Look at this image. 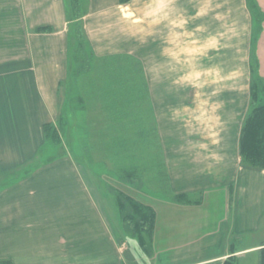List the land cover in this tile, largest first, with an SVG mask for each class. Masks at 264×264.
Returning <instances> with one entry per match:
<instances>
[{
	"label": "crops",
	"instance_id": "crops-1",
	"mask_svg": "<svg viewBox=\"0 0 264 264\" xmlns=\"http://www.w3.org/2000/svg\"><path fill=\"white\" fill-rule=\"evenodd\" d=\"M101 1L96 0L97 4ZM107 1L110 3L106 7L101 5L85 13L80 11L81 28L89 23H95L100 32L115 27L119 43L126 42V26L128 31L131 27L136 29L141 26L144 41H150L145 48L146 55L149 59L158 57L161 68L166 66L168 50L182 47L179 41L169 47V35L191 34L193 49L201 50L202 57L209 55L210 60L218 57L210 53L212 51H222V56L229 59L230 55L226 52L238 49L237 46L244 53L240 63L243 74L234 77L216 75L215 78L216 83H222L217 87L226 84V89H222L224 92L219 93L230 100V95L233 96L231 85L235 90L233 83L239 82V97L244 100L243 111L231 106H208V119L199 117L194 122L191 139L184 142L176 133L175 141L170 143L164 135L161 136L164 157L169 156L166 161L167 197L153 198L133 191L137 193L135 197L138 201L156 213L151 256H146L137 242L143 253V256L137 254L141 264H221L228 257L236 260L239 255L256 251L259 259V251L264 248V235L261 233V238L254 241L250 235L264 229V169L243 164L239 153V135L250 92L249 52L254 33L248 0ZM255 1L264 9V0ZM70 15L64 0H0L2 35L8 33V41L15 37V44L4 46L11 53L7 55L10 56L9 62L6 65L1 63V67H5L0 69V76L11 77V83L7 80L14 85L11 95L17 100L21 98L17 106L21 111L16 113L21 115L16 117L14 130H21L19 139L22 140V149L11 157L13 161L11 158L9 161L31 162L44 142L43 125L57 119L59 88L65 82L69 67ZM258 44L260 71L264 76V34H261ZM162 79L167 82L166 75ZM15 91L18 93L15 94ZM194 96L199 97L200 92H195ZM200 109L206 114L204 106L198 105L197 110ZM215 113L217 117H213ZM24 191L16 206L18 216L27 212V218L11 222L0 219V227L6 228L1 237L14 242L15 256L30 261L19 264H43L39 262L42 258H49L48 264H53L57 259H69L71 256L77 259L93 253H99L101 264H104V259L109 264H119L115 261L122 259L120 254L127 248L126 235L130 234L123 232L118 216L110 220L104 217L93 221L74 220L70 226L79 229L74 234L64 231L63 239L54 228L66 227L62 223H67V220H52L45 225L48 231L41 240L40 203L51 202V199L45 201L41 196L53 194L54 188L33 186ZM81 191L86 202L84 205H87L88 190L84 188ZM15 208L11 205L7 210ZM10 223H14L15 234H12L13 231L10 234L7 229L13 226ZM75 235L76 239L84 241L74 245L78 241L71 237ZM234 236L238 240L242 236H250L255 243L235 249ZM105 238L110 240L114 251L103 249L102 240ZM64 240L65 243L71 242L63 247L66 253L55 249V244ZM43 242L48 244L46 250H50L49 242L54 245L51 252L47 251V255L40 257L37 253ZM8 262L16 264L11 260Z\"/></svg>",
	"mask_w": 264,
	"mask_h": 264
},
{
	"label": "rangeland",
	"instance_id": "rangeland-1",
	"mask_svg": "<svg viewBox=\"0 0 264 264\" xmlns=\"http://www.w3.org/2000/svg\"><path fill=\"white\" fill-rule=\"evenodd\" d=\"M77 1L82 13L101 5L106 7L110 3L107 0H102L100 4H97L96 0ZM251 1L253 7H257L256 1ZM64 2L69 15H72L73 0ZM249 11L254 21L249 52L250 72V65L253 66L260 57L258 42L261 34H264V12L258 8L261 19L257 23L250 7ZM109 22L111 24V21ZM95 27V23H89L80 28L84 37L82 54L85 51L93 57L83 63L76 60L78 55L73 51L77 46L73 36L74 28L69 25V67L65 82L61 83L59 88V114L52 122L57 130L58 140H43L31 162H12L14 158L11 157L22 149V140L19 139L21 130H14L17 126L16 117L21 115L16 114L21 111L17 108L21 98L17 100L11 95V91H14L13 83L9 84L11 77L0 76V219L11 222L27 218V212L18 216L16 206L25 189L33 186L54 188L53 194L41 196L45 201L51 199L52 202L40 203L38 217L41 223V240L48 231L45 225L52 220L65 219V222H70L62 223L68 227L54 228L56 234L63 239L66 234L64 231L74 234V231L79 229L70 226L74 220L93 221L101 217L110 220L117 216L120 218L121 212L117 206L119 191L136 200L137 193L133 191L153 198H166V161L169 156L164 157L165 153L160 145L161 136L164 135L171 143L175 141L178 133L179 139L186 142L191 139L194 122H197L199 117L208 119V106H231L240 111L244 108V100L241 101L239 97V82L233 83L235 90L231 85L233 96H230L233 100L219 93L224 92L222 89H226V84L217 87L222 83L215 82L216 75L234 77L239 73L243 74L240 63L244 53L237 45L235 46L238 49L226 52L230 59L224 58L222 51H212L210 53H215L218 57L210 60L209 55L202 57L201 50L193 49L191 34L169 35V47L177 41L182 47L169 49L166 66L161 68L158 57L149 59L146 55L145 48L150 41H144L141 26L136 29L131 27L129 31L126 26V42L119 43L117 28L108 27L100 32ZM1 35L2 30L0 69L5 67H1V63L6 65L10 59L7 55L11 51L4 46L15 44L14 36L13 40L8 41V33ZM207 53L209 54L208 51ZM165 75L167 82L162 79ZM195 92H200V96L195 97ZM17 93L15 91V94ZM249 103L250 96L246 115L250 110ZM198 105L206 108V114H203L202 109L197 110ZM256 105H264V97L259 95ZM215 116L217 117L216 113L213 114V117ZM10 158L12 161H9ZM84 188L88 190L87 205H84L85 198L81 194ZM11 205L16 208L7 210ZM10 224L13 226L7 229L10 234L11 231L15 234L14 223ZM5 229L0 227V262H30L15 256L14 242L1 237V234H5ZM92 229H95V226H92ZM109 230L113 231V228ZM261 233L264 235V229L260 233L250 235L252 241L261 238ZM131 235H126L127 248L120 254L122 259L116 260L115 263L141 264L137 254L143 256V253L139 250L136 237ZM249 237L242 236L239 240L235 236L232 237V241H236L235 249L255 243ZM71 238L78 241L74 245L84 241L78 237L76 239V235ZM66 244L70 245L71 242L65 243L64 240L56 243L55 249H62L61 251L66 253L63 249ZM40 245L43 246L37 254L43 257L48 254L47 251L53 250L51 246L54 244L49 242L50 250L45 248L48 244L43 242ZM102 247L105 251H114L108 238L102 240ZM77 251L80 253L79 249ZM84 253L83 251L81 254ZM5 254L7 255L4 258ZM86 255L77 259L73 256L69 259H57L53 264H101L99 253L91 254L93 258ZM48 259L42 258L39 262L48 264ZM235 262L258 264V252L239 255ZM104 264H109V261L104 259Z\"/></svg>",
	"mask_w": 264,
	"mask_h": 264
},
{
	"label": "trees",
	"instance_id": "trees-1",
	"mask_svg": "<svg viewBox=\"0 0 264 264\" xmlns=\"http://www.w3.org/2000/svg\"><path fill=\"white\" fill-rule=\"evenodd\" d=\"M120 3H124L129 0H118ZM251 11H253L254 17L258 23L261 19V14L258 12V8L261 9L258 4L257 7H253V3L249 0L248 3ZM78 1L73 0V12L72 19L69 25L74 28L73 36L76 39V47L73 51L77 52V62H88L92 59V56L87 53L82 54L84 49V37L81 33L80 10L78 7ZM80 53L82 55H80ZM251 83H250V110H248L245 116L239 135V153L243 164L264 169V105H256L259 100V95L264 97V76L260 71V63L256 61L253 66L250 65ZM253 75V76H252ZM44 141L50 139L58 140L57 130L52 122H47L43 125ZM119 196L117 206L121 212L120 222L121 228H123L126 234H132L136 237L140 249L146 256L152 254V243L154 237V225L156 220L155 211L132 198L130 195H126L123 192L117 193ZM0 264H8L6 261L0 262ZM221 264H236L234 258L228 257ZM258 264H264V248L259 251Z\"/></svg>",
	"mask_w": 264,
	"mask_h": 264
}]
</instances>
